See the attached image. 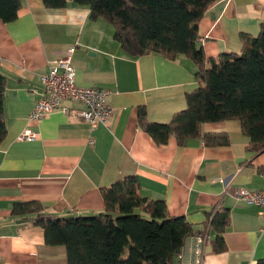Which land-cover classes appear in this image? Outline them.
I'll return each instance as SVG.
<instances>
[{
  "label": "crops",
  "instance_id": "0c3cea01",
  "mask_svg": "<svg viewBox=\"0 0 264 264\" xmlns=\"http://www.w3.org/2000/svg\"><path fill=\"white\" fill-rule=\"evenodd\" d=\"M263 21L264 0L215 1L199 23L206 56L239 52L241 34L257 36ZM114 32L103 17H91L89 5L72 0L61 8L22 0L14 20H0L7 126L0 144V264H69L67 247L48 244L43 227L13 216L14 203L39 201L64 219L103 213L102 188L127 176L139 179L142 197L164 200L170 215L185 216L203 233V264H257L264 259V215L236 192L264 190V152L248 150L250 138L237 119L203 125L206 133L228 134L226 145L202 138L180 145L175 137L158 144L140 127L139 108L151 122H170L199 86L197 66L185 55H130ZM74 44L77 83L107 89L111 117L93 128L80 114L83 104L66 101L67 110L30 120L43 94L42 74ZM25 130L35 138L19 139ZM215 207L230 210L221 252L213 248L217 232L207 221ZM196 243L197 236L187 238L180 264L194 263Z\"/></svg>",
  "mask_w": 264,
  "mask_h": 264
},
{
  "label": "trees",
  "instance_id": "16d2710c",
  "mask_svg": "<svg viewBox=\"0 0 264 264\" xmlns=\"http://www.w3.org/2000/svg\"><path fill=\"white\" fill-rule=\"evenodd\" d=\"M22 0H0V20L17 17ZM70 0H43L49 8L67 6ZM89 5L91 17H103L115 39L130 55L160 53L170 59L179 55L197 66L199 86L187 94V108L176 112L168 123L151 122L140 107L138 122L158 144L175 137L180 145L202 138L207 145H226V133H206L207 122L240 120L250 138L248 150L264 152V21L257 36L241 34L242 49L208 58L199 23L217 0H72ZM6 78L0 73V144L7 135L4 114ZM136 176H127L102 188L105 211L92 215L59 218L49 215L35 200L16 202L12 215L44 228L50 245H65L69 264H173L189 236L195 232L185 216L169 214L162 199L139 194ZM207 221L217 237L216 252L226 249L224 232L230 210L215 207ZM180 264V260H178ZM257 264H264V259Z\"/></svg>",
  "mask_w": 264,
  "mask_h": 264
},
{
  "label": "built area",
  "instance_id": "2783aa9c",
  "mask_svg": "<svg viewBox=\"0 0 264 264\" xmlns=\"http://www.w3.org/2000/svg\"><path fill=\"white\" fill-rule=\"evenodd\" d=\"M76 45L68 46L62 55L54 60L48 72L42 74L44 83L42 97L37 101L29 114L30 120L40 121L47 114L56 109L67 110L64 106L66 101H78L84 108L81 116L91 124L93 128L106 123L112 115V110L107 104L109 91L99 86H81L76 81V68L73 65V56ZM36 134L25 130L19 139H32ZM91 142H94L91 139ZM236 198L248 204L256 205L264 215V190H251L240 188L236 192ZM264 230V227H263ZM195 261L191 264H203L205 237L196 235ZM181 262V253L178 255Z\"/></svg>",
  "mask_w": 264,
  "mask_h": 264
},
{
  "label": "water",
  "instance_id": "95a60500",
  "mask_svg": "<svg viewBox=\"0 0 264 264\" xmlns=\"http://www.w3.org/2000/svg\"><path fill=\"white\" fill-rule=\"evenodd\" d=\"M23 220H19V222H22Z\"/></svg>",
  "mask_w": 264,
  "mask_h": 264
}]
</instances>
